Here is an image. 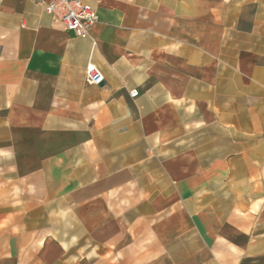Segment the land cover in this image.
Here are the masks:
<instances>
[{"label":"crops","instance_id":"1","mask_svg":"<svg viewBox=\"0 0 264 264\" xmlns=\"http://www.w3.org/2000/svg\"><path fill=\"white\" fill-rule=\"evenodd\" d=\"M45 1L0 8V264H264V0Z\"/></svg>","mask_w":264,"mask_h":264},{"label":"built area","instance_id":"2","mask_svg":"<svg viewBox=\"0 0 264 264\" xmlns=\"http://www.w3.org/2000/svg\"><path fill=\"white\" fill-rule=\"evenodd\" d=\"M3 1L0 0V8ZM44 7L48 14L80 36L87 35L98 19L95 7L84 0H47ZM86 79L88 83L95 85H100L104 81L103 75L91 61L86 66ZM138 93L136 89L130 92L132 97H136Z\"/></svg>","mask_w":264,"mask_h":264}]
</instances>
